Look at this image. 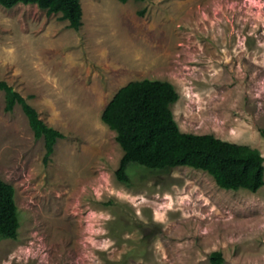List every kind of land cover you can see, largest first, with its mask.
<instances>
[{
    "label": "rangeland",
    "instance_id": "374dc122",
    "mask_svg": "<svg viewBox=\"0 0 264 264\" xmlns=\"http://www.w3.org/2000/svg\"><path fill=\"white\" fill-rule=\"evenodd\" d=\"M82 26L37 5L0 6V80L64 138L45 164L0 91V177L20 212L0 264H264V186L227 191L203 171L116 177L123 150L104 109L128 83L173 84L184 133L264 157V0H80ZM32 97V98H30Z\"/></svg>",
    "mask_w": 264,
    "mask_h": 264
},
{
    "label": "trees",
    "instance_id": "16d2710c",
    "mask_svg": "<svg viewBox=\"0 0 264 264\" xmlns=\"http://www.w3.org/2000/svg\"><path fill=\"white\" fill-rule=\"evenodd\" d=\"M19 4L37 5L48 15H60L59 20L67 21L71 29L82 26L80 0H0V6L6 9ZM0 91L5 94V111L10 113L21 106L35 139L44 140L47 164L64 135L48 126L28 99L6 81L0 80ZM178 100L179 94L170 82L144 79L122 87L108 103L101 119L116 133V141L124 152L116 171L118 181L131 187L138 172L163 173L188 167L207 173L221 189L259 191L264 186V157L260 151L210 134L182 132L172 111ZM261 133L264 136V130ZM20 228L15 189L0 177V240L17 241ZM211 262L222 264V253L214 252Z\"/></svg>",
    "mask_w": 264,
    "mask_h": 264
}]
</instances>
